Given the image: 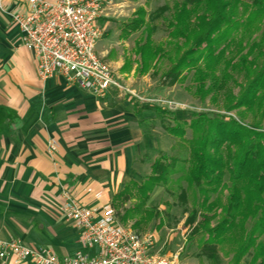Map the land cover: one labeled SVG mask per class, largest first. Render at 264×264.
<instances>
[{"label":"trees","instance_id":"trees-1","mask_svg":"<svg viewBox=\"0 0 264 264\" xmlns=\"http://www.w3.org/2000/svg\"><path fill=\"white\" fill-rule=\"evenodd\" d=\"M137 14L133 31L145 21L143 9ZM160 17L169 40L156 44L150 22ZM147 20L144 42L136 46L139 72L164 59L169 66L159 77L161 86L182 82L184 71L192 72L194 94L201 100L209 96L212 102L221 97L226 101L224 110H236L237 117L224 120L218 112H176L174 124L163 127L186 142L189 157L183 161L173 157L166 163L162 153L151 164V175L138 184L129 182L113 197L112 205L117 208L128 201L134 188L140 202L119 216L121 222L127 221L158 184L178 172V179L197 193L184 223L192 227L189 239L197 237L196 256L208 264H221L223 257L229 258L226 264H240L243 259L246 264H264L260 239L264 236V0H175ZM139 107L159 110L150 103ZM181 198L185 203L183 189ZM158 215L156 210H145L142 218ZM140 220L134 223L137 229Z\"/></svg>","mask_w":264,"mask_h":264},{"label":"crops","instance_id":"crops-1","mask_svg":"<svg viewBox=\"0 0 264 264\" xmlns=\"http://www.w3.org/2000/svg\"><path fill=\"white\" fill-rule=\"evenodd\" d=\"M2 5L0 238L50 248L58 256L93 255L97 249L82 247L77 229L64 220L63 195L85 207L112 205L113 197L140 174L137 155L156 147L146 122L150 117H142L149 110L115 89L98 98L60 75L41 80L35 56L5 12L26 5L20 0H2ZM50 141L56 144L52 154ZM0 264L15 263L6 259Z\"/></svg>","mask_w":264,"mask_h":264},{"label":"built area","instance_id":"built-area-1","mask_svg":"<svg viewBox=\"0 0 264 264\" xmlns=\"http://www.w3.org/2000/svg\"><path fill=\"white\" fill-rule=\"evenodd\" d=\"M26 7L5 11L10 21L23 35V45L36 59L41 80L60 75L68 83H76L95 97L101 98L111 89L120 97H131L138 103H179L145 97L125 85L96 53V43L102 35L97 21L102 17L108 0H20ZM0 10H3L0 0ZM55 141L47 144L50 154ZM101 193L96 194L100 197ZM60 211L64 220L78 231V241L84 248H96L87 255L76 251L58 256L50 248H34L17 239L0 238V260L18 264H186L179 252L172 257L158 254L156 236L134 230L123 224L115 208L106 203L101 207H85L68 195H63Z\"/></svg>","mask_w":264,"mask_h":264},{"label":"rangeland","instance_id":"rangeland-1","mask_svg":"<svg viewBox=\"0 0 264 264\" xmlns=\"http://www.w3.org/2000/svg\"><path fill=\"white\" fill-rule=\"evenodd\" d=\"M108 1L106 9L102 17H100L101 19L97 21V25L102 31V35L96 43L98 56L125 85L133 86L137 90L138 88L139 90H144L141 91V94L139 93L140 95L151 98H162L180 104L178 108H175L167 104L150 103L157 106L159 110L155 113L151 111H144L142 113V117H150L146 122L147 125H150L152 131L154 130L151 133L156 140V147L142 150L137 155V162L139 160L142 161V170L134 181L138 184L151 175V164L159 161L162 153L166 157V160H164L166 163L170 162L173 157L181 161L189 157L186 142L182 141L179 137L168 134L163 127L164 125L174 124L173 117L176 112L180 110L200 111V113L201 111L218 112L221 115H225L224 120L230 116L236 118L237 115L236 110L229 112L224 110L226 101L221 97L217 102H212L209 96L201 100L195 95L191 80L192 72L184 71V74L181 75H185L182 82H178L172 86H161L159 77L169 66V63L164 59L154 60L150 64V68L143 73L139 72L140 56L136 51V46L142 44L146 37L145 22H148V15H152L162 6L170 8L175 0ZM139 9L145 11V21L143 25L133 31V22L139 17V14H137ZM169 14V10L164 12V16L166 17ZM150 25L155 27L150 35L153 42L157 44L169 40L161 17L154 22H150ZM100 51L106 52L100 54ZM234 92H237V89H234ZM184 137L186 139L191 137L190 129L186 130ZM178 178V172L170 174L166 182L158 184L153 189L142 209L139 212H134L133 218L122 221V223L131 226L134 230L155 234L157 240L155 250L158 254L172 257L175 253L179 252L180 260L186 264H208L206 259L196 256L199 250L197 237L190 240L189 236L192 227L184 225L188 212L194 204L195 196L197 195L196 190L193 187H188L184 180H179ZM182 189L186 191L185 203L182 202L181 198ZM131 190L132 193L129 200L121 203L117 208L114 207L118 217H121L123 209H129L140 202L134 188H131ZM222 195L224 199L226 191ZM213 197L214 195H212ZM145 210H156L159 212V215L152 216V218L145 221L146 217L142 218L145 215ZM136 220L141 221L139 229L134 227ZM260 239L264 241V236ZM228 259L223 257L221 264H226ZM240 264H246L245 259Z\"/></svg>","mask_w":264,"mask_h":264}]
</instances>
